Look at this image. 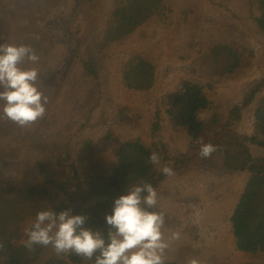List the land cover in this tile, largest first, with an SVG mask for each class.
Here are the masks:
<instances>
[{
  "label": "rangeland",
  "instance_id": "1",
  "mask_svg": "<svg viewBox=\"0 0 264 264\" xmlns=\"http://www.w3.org/2000/svg\"><path fill=\"white\" fill-rule=\"evenodd\" d=\"M253 1L166 0L172 12L163 22H148L141 30L145 38L134 35L96 57L99 80L94 81L83 72L80 59L95 51L113 0H82L78 9L73 0H56L54 10H34L36 15L24 18L20 25L1 12L7 2L0 0V43L35 49L39 63L22 66L38 69V87L50 100L45 118L29 127L20 128L0 119V189H34L63 197L57 191L61 174L56 168L43 172L38 163L57 165L68 143L74 144L75 174L87 181L98 174H111L120 144L150 143L157 109L161 111L159 136L170 154L185 153L189 140L167 118L165 110L179 80L206 86L210 68L204 53L210 46L231 43L253 52L249 70L207 89L212 110L224 114L244 99L251 83L264 84V35L253 20ZM134 55H141L156 67L158 79L152 91L137 93L123 86L120 67ZM262 97L264 87L258 99ZM255 106L244 113L241 135L253 132ZM211 113L206 111L199 117L205 121ZM260 153L253 148L255 156ZM54 173L57 177L51 178ZM245 182V176H228L215 163L202 162L189 172L174 174L158 188L156 210H163L168 227L181 233L166 263L187 264L195 257L200 264H264V255L253 258L238 252L232 236L230 218ZM49 208L53 209L51 203L44 210ZM34 218L25 221L22 236L12 244L22 246L21 241L27 239L23 229ZM42 251L39 260L30 264H45L53 257L65 261L67 257L57 256L51 247Z\"/></svg>",
  "mask_w": 264,
  "mask_h": 264
},
{
  "label": "trees",
  "instance_id": "2",
  "mask_svg": "<svg viewBox=\"0 0 264 264\" xmlns=\"http://www.w3.org/2000/svg\"><path fill=\"white\" fill-rule=\"evenodd\" d=\"M7 6L1 12L14 19L19 25L24 18L51 11L56 6V0H4ZM76 9L82 6V0H73ZM256 16L254 23L264 35V0H254ZM105 16L104 30L95 45V51L80 59L83 72L98 81V61L96 57L111 46L124 44L125 41L137 35L145 38L141 31L151 20L159 22L167 20L165 16L172 12L166 0H113ZM6 13V14H5ZM1 22V21H0ZM253 52L245 48H237L231 43H218L210 46L204 53V59L209 64V81L206 86L181 79L177 83V92L168 109L167 118L186 134L189 143L185 153L170 154L166 144L159 136L161 111L157 109L156 120L151 129L150 143L129 141L119 145L117 164L111 174H98L84 180L75 174L74 144L61 154V160L54 166L51 162L38 163L41 171L56 168L61 174L57 181V191L62 194L48 193L34 189H0V243L4 250L0 251V264H30L39 260L42 249L35 246L28 251L23 246L12 244L22 236V228L30 216L44 210L51 203L53 210L59 212L71 209L73 215H87L89 223L94 228L107 232L105 216L111 214L115 199L127 194L128 188L137 185L141 180L151 183L156 190L167 184L170 177L163 175L161 169L165 166L174 173L189 172L202 162H212L220 166L228 176L246 178V182L230 218L232 236L238 252L256 258L264 255V97L258 99L264 84L251 83L244 99L224 114L212 110V102L206 91L212 90L229 76L245 73L251 68ZM122 83L125 89L137 93L152 91L158 79L156 67L141 55H134L120 67ZM254 104V127L252 134L241 135L239 126L244 113ZM206 111L212 113L205 121L200 114ZM121 116H124L121 114ZM126 122L125 117H120ZM155 120V121H156ZM213 143L219 146L211 158L198 156L199 141ZM253 148L261 151L258 156L253 154ZM82 152V151H81ZM152 152L160 156V163L152 165L148 157ZM72 161L70 165L66 162ZM59 171H58V169ZM56 178L54 173L51 178ZM172 177V176H171ZM170 201V200H169ZM176 224H174L175 226ZM42 248V249H41ZM26 258L25 261H23ZM45 264H91L74 254L67 255L65 261L55 257ZM166 264H181L169 262Z\"/></svg>",
  "mask_w": 264,
  "mask_h": 264
},
{
  "label": "clouds",
  "instance_id": "3",
  "mask_svg": "<svg viewBox=\"0 0 264 264\" xmlns=\"http://www.w3.org/2000/svg\"><path fill=\"white\" fill-rule=\"evenodd\" d=\"M39 60L31 45L0 43V119L26 128L45 118L50 100L38 87L40 73L35 67L22 66L35 65ZM199 143L200 158H211L218 151L219 146L211 142ZM148 162L158 165L159 154L152 152ZM158 170L166 177L175 174L167 166ZM158 203L156 188L141 180L115 199L111 214L104 218L106 233L91 226L87 215L49 208L38 211L24 227L27 239L21 244L28 251L37 245L51 247L57 256L74 254L91 264H166L172 244L181 238V233L168 227L166 213L156 210ZM165 232L170 235L166 237ZM187 264H200V260L193 257Z\"/></svg>",
  "mask_w": 264,
  "mask_h": 264
}]
</instances>
